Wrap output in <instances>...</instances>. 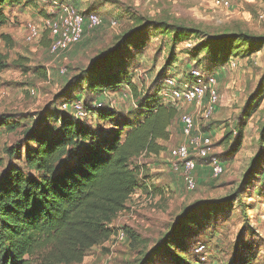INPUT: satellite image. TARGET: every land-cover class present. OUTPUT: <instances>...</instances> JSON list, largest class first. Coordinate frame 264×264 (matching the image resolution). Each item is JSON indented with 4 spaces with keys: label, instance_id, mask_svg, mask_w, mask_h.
Segmentation results:
<instances>
[{
    "label": "rangeland",
    "instance_id": "374dc122",
    "mask_svg": "<svg viewBox=\"0 0 264 264\" xmlns=\"http://www.w3.org/2000/svg\"><path fill=\"white\" fill-rule=\"evenodd\" d=\"M25 1V6L15 9L17 15L11 16L14 21L8 26L13 34L12 45L7 47L0 40V53L6 58V67L0 72V118L20 124L13 132L0 131V159L1 172L11 166L26 177L36 174L25 166L26 153L34 145L25 139L24 132L31 128L38 131L45 124L57 131L64 114L71 116L63 106L74 99H88L86 77L77 85L79 90L69 87V82L95 57L119 43L127 31L147 25L138 35L144 47H128L125 58L118 59L132 78L138 100L152 95L165 98V79L187 76L199 61L191 62V56L204 44L202 39L235 36L231 56L218 71L222 77L215 113L202 120L194 104L177 103L180 116H192L196 129L210 136L211 153L224 164L225 173L217 179L206 175L207 180L197 183L195 191L185 190L180 177L167 166L169 151L183 141L177 120L163 151L143 156L140 164L132 161L131 168H137V191L109 226L114 235L89 250L80 264H199L194 255L199 242L208 253L203 264H264V193L256 191L261 181L255 179L247 189L241 188L249 164L256 160L264 128V45L260 41L264 42V0H230L228 9L216 8L214 0H74L79 11L96 13L101 27L57 57L49 54L46 31L38 42H25L27 23L42 26L39 7ZM172 25L193 28L195 35L176 34ZM242 36L252 38V43L245 37L243 41ZM202 51L201 59L209 56L206 48ZM170 55L177 60L172 67L167 65ZM38 71H44L46 77H40ZM100 97L121 116L135 110V98L128 87L117 95ZM245 109L246 114L253 113L243 120L239 149L231 151ZM95 116L96 111L85 121L76 122L96 135L106 132L109 125ZM226 132L232 135L224 143ZM253 178L249 175L247 180ZM206 203H212L210 211ZM184 217L192 224H180ZM124 228L136 236L134 241L116 239ZM184 233L193 239L185 241L187 250L179 253L174 237L178 234L182 241Z\"/></svg>",
    "mask_w": 264,
    "mask_h": 264
},
{
    "label": "trees",
    "instance_id": "16d2710c",
    "mask_svg": "<svg viewBox=\"0 0 264 264\" xmlns=\"http://www.w3.org/2000/svg\"><path fill=\"white\" fill-rule=\"evenodd\" d=\"M59 1L76 8L73 5L74 0L71 4L65 0ZM25 3V0H0V28L8 23L4 13L5 7L25 6ZM39 13L44 17L43 12L39 10ZM101 23L100 19L98 27L85 31L80 42L89 34L96 32ZM146 26L127 31L119 43L111 50L95 57L69 82V87L79 90L81 88L77 85L87 78L88 99L84 101V105L91 108L95 103L102 104L95 117L109 125L110 128L106 132L96 135L89 128L77 124L80 121L65 113L60 128L55 132L46 124L38 131L31 128L24 132L25 139L34 145V148L26 153L25 166L28 171L34 172L35 176L26 177L19 169L11 166L1 172L3 161L0 159V264H80L89 250L103 244L114 235L109 226L117 215L126 209V203L137 191L138 174L137 168H131L132 161L145 155L156 156L163 151L171 137L170 128L177 120L181 133L179 124L181 112L178 104L154 95L138 100L131 76L124 69L123 63L118 62V59L125 58L124 50L128 47L133 46L136 50L144 47L138 35L146 30ZM153 26L154 24L151 25ZM170 27L176 34L189 36L195 35L196 32L193 28L182 25ZM44 32L45 30L42 31V37ZM234 37L212 36L206 41L202 39L204 44L191 56V62L195 63L197 59L199 61H196L197 65H193L182 80H188L190 70L199 69L204 74L216 78L218 91L220 81L217 77L218 71L221 66L226 65L231 56ZM244 37L249 42L253 40ZM244 37L242 36V39ZM0 40L7 47L12 45L8 35L0 34ZM260 41L264 45L261 39ZM203 47L207 49L209 56L201 59ZM191 49L194 51V48ZM172 55L167 61L168 67H172L177 61ZM5 61V55L0 53V72L6 67ZM201 64L203 68H199ZM38 75L46 77L44 71H38ZM127 87L133 93L136 106L135 110L124 117L106 106L100 96L117 95ZM215 111L216 107L214 113ZM251 114H246V109L242 112V121L237 125L238 132L231 151L239 149L245 125L243 120L245 121ZM19 127V122L9 121L6 117L0 118V131L13 132ZM231 135L232 132H226L222 142H228ZM182 138L184 141L183 136ZM258 143L259 152L256 160L249 164V171L241 188L247 189L255 179H259L261 184L256 191L262 195L264 128L260 131ZM191 158L196 163L206 166L204 160L194 153L191 154ZM225 171L224 167V173ZM197 174L198 170L195 179L196 183H200ZM249 175L254 178L247 180ZM209 178L212 179L210 174ZM220 203L223 202L214 204ZM197 205L194 204L193 207ZM205 205L209 211L212 209V203ZM180 224L191 225L192 221L184 217ZM123 232L127 241L136 239L130 230L124 228ZM174 238L179 253H185L187 250L185 241L193 239L188 233L183 234L182 241L178 234ZM165 240L167 244L170 243L169 236ZM195 257L199 263L196 255Z\"/></svg>",
    "mask_w": 264,
    "mask_h": 264
},
{
    "label": "built area",
    "instance_id": "2783aa9c",
    "mask_svg": "<svg viewBox=\"0 0 264 264\" xmlns=\"http://www.w3.org/2000/svg\"><path fill=\"white\" fill-rule=\"evenodd\" d=\"M40 12L44 13L39 27L36 24L27 23L25 26V42H38L42 38V30L47 32L49 38V54L59 56L69 51L78 44L85 31L93 30L100 25V19L94 13L79 11L73 6L65 5L59 0H32ZM216 8H230V0H214ZM112 27L116 26L112 22ZM189 46V45H188ZM63 75L65 72L60 71ZM166 91L163 100L175 103L194 104L198 115L202 120H208L214 113L218 102L217 80L214 76H208L199 69L189 72L188 80L166 78ZM166 92V93H165ZM167 98V99H166ZM206 103L203 104V100ZM102 104L95 103L87 108L82 100H73L63 106L69 110L71 116L80 122L85 121L89 114L99 111ZM181 133L184 141L169 151L168 169L171 173L178 174L186 191L196 189L195 173L197 163L191 158V154L204 160L209 170L210 177L217 179L224 174V167L219 158L211 153L212 140L210 136L196 129L195 120L190 115H181L179 119ZM119 242L126 241L123 231L116 235ZM199 264L207 261V248L203 243H197L194 248Z\"/></svg>",
    "mask_w": 264,
    "mask_h": 264
},
{
    "label": "crops",
    "instance_id": "0c3cea01",
    "mask_svg": "<svg viewBox=\"0 0 264 264\" xmlns=\"http://www.w3.org/2000/svg\"><path fill=\"white\" fill-rule=\"evenodd\" d=\"M21 7H23V6H15V7L14 6H6L5 9H4V13H5V15L8 18V23L4 27L0 28V34L8 35L9 37H11V40H13L12 39V35L13 34H12V31L10 29H8V26L11 25L10 23H12L14 21V20H12L11 16L15 17L17 15L15 9L21 8ZM29 8L30 7H27L25 9H29ZM217 77L219 79H221L222 76H217ZM151 157H152V155H151ZM142 159H143V156L135 159V161H137L138 164H140V162L142 161ZM222 165L224 166V164H222ZM196 169L198 170L197 180L200 181V182L201 181L202 182L203 181H206L207 180V176H209L208 175L209 174L208 168L206 166H204L202 163H197V168Z\"/></svg>",
    "mask_w": 264,
    "mask_h": 264
}]
</instances>
